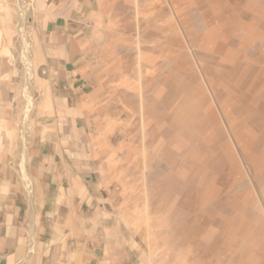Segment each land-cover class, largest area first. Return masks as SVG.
<instances>
[{
  "label": "rangeland",
  "instance_id": "1",
  "mask_svg": "<svg viewBox=\"0 0 264 264\" xmlns=\"http://www.w3.org/2000/svg\"><path fill=\"white\" fill-rule=\"evenodd\" d=\"M9 1L23 160L45 84L42 11ZM99 1L96 189L154 264H264V0Z\"/></svg>",
  "mask_w": 264,
  "mask_h": 264
},
{
  "label": "crops",
  "instance_id": "2",
  "mask_svg": "<svg viewBox=\"0 0 264 264\" xmlns=\"http://www.w3.org/2000/svg\"><path fill=\"white\" fill-rule=\"evenodd\" d=\"M97 4L39 0L45 84L22 160L10 56L14 13L0 0V264H154L96 189L89 160L90 117L107 72ZM23 168L40 194L37 213L21 189Z\"/></svg>",
  "mask_w": 264,
  "mask_h": 264
},
{
  "label": "bare ground",
  "instance_id": "3",
  "mask_svg": "<svg viewBox=\"0 0 264 264\" xmlns=\"http://www.w3.org/2000/svg\"><path fill=\"white\" fill-rule=\"evenodd\" d=\"M181 153V152H180ZM23 171V173H22V178H23V182L25 183V187L26 188H29L30 186L28 185L29 183H28V180L26 179V176H25V171L24 170H22ZM200 229V228H199ZM196 234V233H195ZM196 236V235H195Z\"/></svg>",
  "mask_w": 264,
  "mask_h": 264
}]
</instances>
